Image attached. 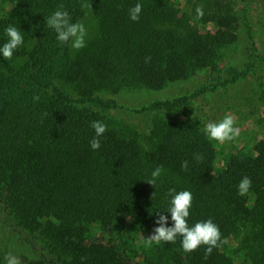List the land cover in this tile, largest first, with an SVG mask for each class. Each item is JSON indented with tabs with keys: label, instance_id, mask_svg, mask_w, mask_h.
I'll list each match as a JSON object with an SVG mask.
<instances>
[{
	"label": "trees",
	"instance_id": "obj_1",
	"mask_svg": "<svg viewBox=\"0 0 264 264\" xmlns=\"http://www.w3.org/2000/svg\"><path fill=\"white\" fill-rule=\"evenodd\" d=\"M234 1L9 0L0 18V47L9 25L21 31L24 43L10 60L0 53L1 225L43 263L123 264L121 247L89 244L87 225L150 232L160 212L171 227L168 190L174 188L193 195L189 226L211 218L222 242L205 259L206 246L186 253L177 236L175 243L160 242L154 258L135 264H236L224 243L248 227L252 252L244 264H264V232L252 234L264 230V140L254 153L232 156L215 175L213 143L193 119L195 99L249 75L219 64L222 50L237 39ZM61 3L72 22L97 20L96 34L79 51L46 26ZM85 3L91 7L82 8ZM137 3L142 12L132 21L129 9ZM198 6L204 13L199 19ZM207 23L215 30L200 28ZM199 70L206 73L201 88L173 101L133 109L108 98L126 90L160 91ZM116 112L149 114L151 128L139 131L113 117ZM178 114L183 119L168 120ZM93 121L107 125L98 150L90 147ZM197 154L204 159L198 162ZM160 165L164 171L154 187L146 181ZM244 176L252 180L249 193L260 210L248 208V194H238Z\"/></svg>",
	"mask_w": 264,
	"mask_h": 264
},
{
	"label": "rangeland",
	"instance_id": "obj_2",
	"mask_svg": "<svg viewBox=\"0 0 264 264\" xmlns=\"http://www.w3.org/2000/svg\"><path fill=\"white\" fill-rule=\"evenodd\" d=\"M234 6L239 13L237 39L222 50L219 64L222 69L235 66L243 71L250 70L249 75L227 87L219 86L215 92L199 96L193 103L196 109L193 119L201 124L202 128L209 121L218 122L226 114H231L235 117L236 126L240 130L239 136L230 142L220 143L207 137L216 151L215 175L227 168L232 156H238L240 151L248 155L254 153L255 146L264 140V0H235ZM9 9V0H0V18ZM82 23L88 29L87 41L96 34L97 20L88 16ZM199 26L205 31L215 30L211 23L199 24ZM203 79H206V73L199 70L188 79L172 83L160 91L126 90L117 96L109 95L108 98H117L119 104H127L133 109H140L142 104H150L154 101H173L185 94H195L204 84ZM201 106L203 111L200 109ZM113 117L137 127L139 131H149L152 124V117L149 114L129 115L116 112L113 113ZM181 119L183 117L179 114L168 118L173 121ZM248 196L250 197L248 208L257 207V210H260V206H254L255 197L251 193H248ZM257 210L254 211L257 212ZM2 213L0 208V263L6 264L5 256L11 253L19 257L22 264H45L1 225ZM40 223V227L43 226L42 229H44L47 218H42ZM87 227L92 236L89 244L104 243L122 248L121 261L123 264L142 263L154 258L156 250L158 251L162 245L147 242L146 238L152 235L154 227L150 232H133L134 235L131 231V233L125 231L120 234L114 225L103 228L95 223ZM250 232L251 229L248 227L241 234L229 237L224 243L223 251L231 256L236 264H244L245 260L250 258L252 250L247 241ZM261 232L264 230L259 231L258 228H254L252 234H261ZM95 250L93 249L97 253L99 249ZM259 253L261 257H264V251H259Z\"/></svg>",
	"mask_w": 264,
	"mask_h": 264
},
{
	"label": "clouds",
	"instance_id": "obj_3",
	"mask_svg": "<svg viewBox=\"0 0 264 264\" xmlns=\"http://www.w3.org/2000/svg\"><path fill=\"white\" fill-rule=\"evenodd\" d=\"M82 8H90L91 4L85 3L81 5ZM65 6L61 3L57 10H55L47 19L46 26L55 31L56 39L61 44H69L72 49L79 51L86 47V37L88 36V29L82 22H72V17ZM142 12V5L137 3L134 7L129 9V16L132 21H138ZM197 18H202L204 13L202 7L196 8ZM8 37L7 42L0 47V53L3 58L10 60L14 51L23 45L24 37L21 31L12 25L5 29ZM34 101L39 100V96L33 97ZM95 130V136L90 141V147L93 150H98L101 147L99 137L107 131V125L103 121H93L90 125ZM201 131L210 139L220 143L230 142L235 140L240 130L236 126L235 117L231 114H226L220 121L207 122ZM196 160L202 161L204 159L202 154L196 155ZM188 162L184 161L181 165L182 169L187 170ZM164 171L163 165L157 166L151 173V178L146 182L152 186H156L157 180ZM252 187V180L248 176H244L238 184V194L241 196L247 195ZM155 193H153L154 195ZM152 195V196H153ZM168 195L171 197L170 207L167 212L171 214L172 226L168 225V216L157 212L158 219L155 224L158 225L153 229L152 235L147 239L151 244L155 242L175 243L177 236L182 237V248L184 252L190 253L196 251L201 246H206L205 259L211 255L214 248L218 247L222 242V234L217 224L211 218L206 221H199L194 226H189L188 218L190 216V209L193 204V195L188 190L176 192L174 188L168 190ZM6 264H22V260L8 253L5 256Z\"/></svg>",
	"mask_w": 264,
	"mask_h": 264
}]
</instances>
